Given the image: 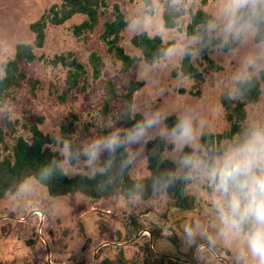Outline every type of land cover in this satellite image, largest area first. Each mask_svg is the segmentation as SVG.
<instances>
[{"label":"clouds","instance_id":"obj_1","mask_svg":"<svg viewBox=\"0 0 264 264\" xmlns=\"http://www.w3.org/2000/svg\"><path fill=\"white\" fill-rule=\"evenodd\" d=\"M162 55L171 63L187 62L189 70L180 77L185 84L211 68L221 104L250 106L240 125L214 137L204 102L163 103L166 90L148 74L159 68L153 65L140 74L152 86L151 96L133 90L117 119L94 123L101 134L65 136L54 127L44 132L51 134L55 152L37 169L35 182L79 176L113 191L129 210L173 193L206 192L211 226L189 220L175 233L190 264H211L222 251L233 264H264V0H220ZM8 71L0 65V85Z\"/></svg>","mask_w":264,"mask_h":264},{"label":"rangeland","instance_id":"obj_2","mask_svg":"<svg viewBox=\"0 0 264 264\" xmlns=\"http://www.w3.org/2000/svg\"><path fill=\"white\" fill-rule=\"evenodd\" d=\"M60 1L0 0V64L13 57L18 43L33 42L30 23ZM168 1L173 3V0H152L153 12L149 14L144 0H106L107 6L102 9L98 25L79 38L72 30L82 21L81 15L59 26L50 25L46 30L45 45L36 49L37 55L51 59L54 55L73 52L87 68V79L62 101L60 96L66 88L67 70L45 60L24 62L21 69L26 79L19 87L11 88L0 104V160L12 154L17 138L31 137L30 127L37 123L38 118L42 119L38 124L42 133L53 127L59 131L60 125L65 123L71 125L70 135L78 131L81 138L101 134L99 128H94V123L110 124L117 119L119 109L126 102L123 96L129 82H142L141 72L157 64L159 68H151L148 74L155 80V87L166 90L163 103L204 102L212 122L211 133L227 130L226 110L220 102L211 68L189 84L181 82V63H171L164 57L154 64L140 59L123 72L122 63L108 52L101 40L104 23L114 19L115 5L128 20V26L121 33L120 44L129 55L141 58L140 51L130 43L133 35L141 32L151 37L159 35L164 43L169 42L172 46L182 34L187 33L191 11L203 9L211 14L220 3V0H179L175 5L183 10V14L177 21L178 25L168 29L162 16ZM92 52L100 54L105 62L98 79L92 78L88 62ZM108 82L115 85L119 97L104 113L102 107ZM151 93L152 86L143 83L137 95L148 98ZM249 107L246 106L247 111ZM52 149L55 150L54 147ZM21 186H33V190L7 193L0 199V262L5 264H97L105 257H114L120 247L130 258L146 242L158 256L185 260L191 258L190 254L181 250L182 245L175 233L178 234L189 220H198L207 226L213 222L206 192L186 193L196 198L194 208L188 211L177 208L169 196L129 210L126 202L116 195L103 199H91L81 193L51 197L34 178H28ZM132 220L142 224L144 230L132 240H127L124 234ZM153 229L160 232L157 239L150 234ZM168 232L174 234L167 237ZM211 264H233V261L231 255L222 251L218 257L212 258Z\"/></svg>","mask_w":264,"mask_h":264},{"label":"trees","instance_id":"obj_3","mask_svg":"<svg viewBox=\"0 0 264 264\" xmlns=\"http://www.w3.org/2000/svg\"><path fill=\"white\" fill-rule=\"evenodd\" d=\"M148 7V13L153 12L152 0H144ZM107 6L106 0H61L59 3L52 4L46 9L43 14L35 21L30 23L29 29L34 35L32 43H18L15 46V52L11 59L2 62L0 65L7 66L8 77L3 85H0V104L7 98L11 88H17L21 82L26 79V74L22 71L21 65L24 62L33 63L37 60L49 61L53 66H62L67 70L65 84L66 88L60 100L64 101L66 95L73 89L77 88L82 81H85L88 76L87 68L82 64L73 52L62 53L54 55L53 58L47 59L44 55H37L36 49H42L46 41V30L52 26H59L71 20L76 15L83 16L80 23L73 26V34L76 37H81L83 34L94 30L98 25L100 17L103 15L102 9ZM114 19L104 23V29L101 34V40L107 47V50L116 59L122 63V71H128L133 64L143 59L147 64H154L163 58L162 53L171 46V43H164L159 35L153 37L146 32L135 34L131 37V45L138 49L142 57L129 55L120 44L121 33L128 26V20L121 11L118 5L114 6ZM183 10L173 5L168 1L163 9V23L168 29L175 28L178 24V19L182 16ZM203 9H197L189 13L190 21L186 27V32L191 33L195 27L204 17L209 16ZM91 67L92 78L98 79L102 74V69L105 62L97 52H92L88 58ZM189 70V66L185 61L181 64V71L184 73ZM197 76V78H199ZM196 78V79H197ZM143 82L130 81L128 90L123 98L128 101L132 96V91L140 89ZM106 96L103 104V112L107 113L112 101L116 100L119 95L116 92V87L112 82H108L105 87ZM224 109L226 110V121L228 129L222 133L212 134L214 137H224L229 135L232 130L237 128L244 114L247 112L246 106L235 103L228 104L224 102ZM174 117L169 120L171 123ZM42 123V119L38 118L36 124L30 127L31 137L29 139L24 137L17 138L12 150V154L0 160V199L7 193L17 192L18 186H21L28 178L35 179V173L41 164L50 160L55 150L49 147L54 143L51 135L44 134L38 128V124ZM70 124L62 123L60 125L61 133L65 136L70 135ZM149 144L148 148L151 149ZM154 169L155 165H150ZM46 188L51 197H60L81 193L91 199L109 198L113 195V191H101L96 188L95 181L82 179L79 176H61L53 179L47 185H42ZM175 201V206L182 210H192L196 203V198L193 195L173 193L169 196ZM144 230V226L132 220L127 227L124 236L127 240H132ZM159 230H150L153 238L159 237ZM191 258H185V261H190ZM0 264H5L0 262ZM97 264H187L185 262L168 259L164 256L156 255L149 242L140 247L139 252H136L130 258L126 256L123 248H117V253L114 257H105Z\"/></svg>","mask_w":264,"mask_h":264},{"label":"water","instance_id":"obj_4","mask_svg":"<svg viewBox=\"0 0 264 264\" xmlns=\"http://www.w3.org/2000/svg\"><path fill=\"white\" fill-rule=\"evenodd\" d=\"M170 259H173V260H176V261H181V262H185V263H187V264H190L189 262H187V261H185V260H183V259H178V258H170Z\"/></svg>","mask_w":264,"mask_h":264}]
</instances>
